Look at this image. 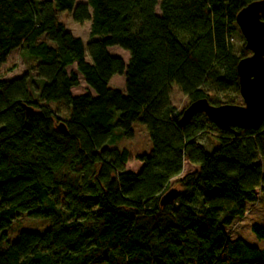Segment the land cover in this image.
I'll use <instances>...</instances> for the list:
<instances>
[{"label":"trees","instance_id":"trees-1","mask_svg":"<svg viewBox=\"0 0 264 264\" xmlns=\"http://www.w3.org/2000/svg\"><path fill=\"white\" fill-rule=\"evenodd\" d=\"M251 2L0 0V65L19 49L28 67L0 78V264H264V249L224 230L264 197V120L220 130L195 113L180 126L182 111L170 102L175 84L189 103L237 104L236 65L250 51L243 44L233 54L231 39L243 37L236 16ZM61 13L91 21L86 43ZM113 46L130 52L127 62L108 53ZM72 65L88 87L80 95H72ZM115 75L124 76L125 93L109 86ZM204 84L228 94L221 100ZM61 102L67 118L51 107ZM134 122L151 141L136 170L126 168L125 148L109 147L116 129L133 135ZM202 133L217 147H204ZM185 160L196 171L177 178L175 199L160 204ZM61 188L53 225L23 231L5 247L12 220L52 217L40 205ZM251 231L264 241V226Z\"/></svg>","mask_w":264,"mask_h":264},{"label":"rangeland","instance_id":"rangeland-1","mask_svg":"<svg viewBox=\"0 0 264 264\" xmlns=\"http://www.w3.org/2000/svg\"><path fill=\"white\" fill-rule=\"evenodd\" d=\"M79 2H87V0H77V3ZM156 13L160 14L158 5L156 6ZM60 19L65 23L67 31H70V33H72L76 37H81L84 43H86L90 39L91 21H85L81 23L73 22L69 13H61ZM243 44H245L244 37H241L238 33H234L231 39L233 54L239 56L242 50L241 46ZM108 53L113 56L115 55L121 57L124 62H127L130 57V52H128L127 50H123L118 46L109 47ZM7 57L8 58L5 63L0 65L1 79H14L27 72L28 67L25 64V61L19 49H15ZM86 60L89 61V55L87 53ZM68 71L76 72V65H72L71 67H69ZM33 75L34 78H36L35 72H33ZM77 76L79 77V85L73 87L72 95H80L88 90L84 78L80 76L79 73H77ZM124 81L125 78L123 75H115L114 79L110 81L109 86L112 88H117L122 93H125ZM203 88L207 92L216 94L221 100H224L226 94H228L222 93L221 91H213L210 84H204ZM230 94L232 95V93ZM233 95L235 97V102L239 104L243 103L240 93H233ZM170 102L178 111H182V109L188 105L189 100L175 84H172L170 88ZM51 107L53 110L57 111L61 118H67L69 116V109L62 102L51 103ZM131 128L133 130V135L131 136H126L120 129H116L115 133H119L120 136L118 137V141L115 144L109 145V147L115 148L117 150L125 148L129 152V162L127 163L126 168L136 170V168H138L139 166V163L135 160V157L142 153L148 154L151 151V141L149 139L147 128L141 122H134L131 125ZM198 136L199 140L208 150H212L213 148L217 147V140L213 139V137L207 135L206 133L199 134ZM196 169L197 166L195 167L191 165L187 160H185L182 173L171 180V187H177V178L184 176L187 172L196 171ZM257 194L260 195L259 190L257 191ZM64 201V191L61 188L57 195L49 197L40 205L41 209L52 211V217L32 219L22 213L21 216L13 219L12 224L5 230V233H7V239L4 241V246L6 247L14 240H16L19 234L23 231L44 232L45 229L50 228L55 221V215L60 210V207H62ZM245 211L246 213L242 218H236L232 221L231 225L224 226V230L231 239L240 238L250 246H256L258 248L264 249V241L259 240L255 236L254 232L251 231V227L254 223L264 226V197L260 196L259 200L257 201L246 203Z\"/></svg>","mask_w":264,"mask_h":264},{"label":"water","instance_id":"water-1","mask_svg":"<svg viewBox=\"0 0 264 264\" xmlns=\"http://www.w3.org/2000/svg\"><path fill=\"white\" fill-rule=\"evenodd\" d=\"M236 25L244 37V47L250 51L236 65L243 103L213 105L205 97L193 100L182 110L180 126L187 124L195 113L206 114L220 130L255 129L264 120V0H254L244 6L237 13ZM58 130L67 133L63 122ZM177 193L176 188L169 189L160 204L174 200Z\"/></svg>","mask_w":264,"mask_h":264},{"label":"crops","instance_id":"crops-1","mask_svg":"<svg viewBox=\"0 0 264 264\" xmlns=\"http://www.w3.org/2000/svg\"><path fill=\"white\" fill-rule=\"evenodd\" d=\"M112 79H114V77H113V78H111V80H112ZM111 80H110V81H111ZM110 81H109V83H110Z\"/></svg>","mask_w":264,"mask_h":264}]
</instances>
